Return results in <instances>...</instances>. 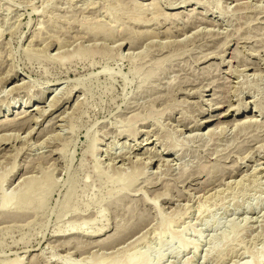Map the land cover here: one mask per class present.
Returning <instances> with one entry per match:
<instances>
[{
    "label": "rangeland",
    "instance_id": "rangeland-1",
    "mask_svg": "<svg viewBox=\"0 0 264 264\" xmlns=\"http://www.w3.org/2000/svg\"><path fill=\"white\" fill-rule=\"evenodd\" d=\"M31 179L0 264H264V0H0V202Z\"/></svg>",
    "mask_w": 264,
    "mask_h": 264
},
{
    "label": "bare ground",
    "instance_id": "bare-ground-1",
    "mask_svg": "<svg viewBox=\"0 0 264 264\" xmlns=\"http://www.w3.org/2000/svg\"><path fill=\"white\" fill-rule=\"evenodd\" d=\"M183 7V6H182ZM172 9H178L177 6L175 7H172ZM254 68L252 69H248V71L250 70H253ZM255 70H258L255 68ZM256 73V72H255ZM240 102V101H239ZM223 103V102H222ZM250 103V102H249ZM219 104V103H218ZM217 104V105H218ZM226 104V103H225ZM216 105V106H217ZM225 105L222 104V106L220 105V107L218 106L216 108L217 111H219L220 108H223ZM226 106L228 107V110L227 111H224V112H221L218 116H211L210 118H205L201 121H198V122H195L196 125L191 128L192 131H194L195 129H200V128H203V127H209L207 129V133L208 135H212L214 134L218 127L217 126H212L213 124H216V125H222V124H225L227 122L228 124V119L231 118V113H234V117H236V120L235 121H232V123H236V126L235 127H239L240 126L242 127L243 125L247 126L246 124H248V126L252 125L251 123H253L254 121V115H247L248 113H252L253 110L250 109V112H247V106H248V103H242V104H239V106L237 107H234L233 104H226ZM215 107V105H214ZM215 110V111H216ZM40 112V111H39ZM247 113V114H246ZM253 113H256L253 112ZM236 114V115H235ZM233 117V116H232ZM240 117V118H238ZM197 120V119H196ZM256 121V120H255ZM231 123V124H232ZM226 124V125H227ZM250 124V125H249ZM254 124V123H253ZM235 125V124H234ZM228 126V125H227ZM224 126L220 127V128H223ZM244 127V126H243ZM219 128V129H220ZM218 129V130H219ZM130 131V130H129ZM205 133H203V136L205 135ZM134 135H132L133 137L136 136V132L133 133ZM194 134V133H193ZM206 134V135H207ZM202 135V134H201ZM100 145V144H99ZM148 145V144H147ZM146 145V146H147ZM95 150H97V144L95 143L92 147V150L91 152H95ZM99 150V148H98ZM133 151V150H132ZM141 153V152H140ZM159 153V152H158ZM149 154V153H148ZM131 156V155H130ZM154 156V155H153ZM150 158V157H149ZM154 158V157H153ZM161 158H163L161 156ZM119 159V158H118ZM126 159V158H125ZM139 159V158H138ZM120 160V159H119ZM157 160V159H156ZM160 160V159H159ZM112 161V160H111ZM149 161V160H148ZM151 162L149 163H146L145 161L142 162V164H144V168H147L149 166V164L151 163H154V160L150 159ZM167 161V160H166ZM118 162V161H117ZM121 163V162H120ZM116 164V163H115ZM117 167V166H116ZM143 168V169H144ZM118 170V169H117ZM121 170V168H120ZM147 170V169H146ZM122 176H124V174H120V177L119 179L121 180L122 179ZM104 178V177H103ZM106 179V178H104ZM134 180V179H133ZM131 181L128 185V187L130 185H132L135 181ZM40 180H29V181H26L23 185L20 186V188L18 190H16V192L12 195H7L6 193L2 194L1 196V202H0V206L3 208V209H7V208H10L9 205H12V203L15 204V207L16 209H20L22 210L23 208H25L26 205H28V200L29 198L31 197L32 194L35 193V189L38 190L39 187H42L41 184H38L37 183L39 182ZM36 183V184H35ZM42 183V182H41ZM172 201V200H171ZM258 207V206H257ZM250 208V207H249ZM7 211V210H6ZM197 234V233H196ZM199 234V233H198ZM197 234V235H198ZM91 237V235H90ZM198 237V236H197ZM194 245V244H192ZM196 246V245H195ZM192 247V246H191ZM190 248V245L189 244H184L183 246V250H188ZM198 247H193V251H196ZM179 253V252H178ZM196 253V252H195ZM263 258H264V255H263ZM14 264H22L21 261L19 262H15ZM116 264H119L118 262ZM127 264H151V261H150V257L147 255V254H143V255H140V256H132L130 258H128L127 260Z\"/></svg>",
    "mask_w": 264,
    "mask_h": 264
}]
</instances>
